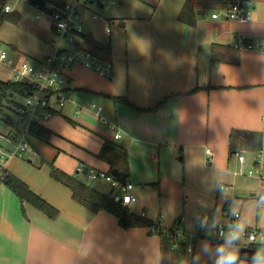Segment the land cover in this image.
Segmentation results:
<instances>
[{
	"label": "crops",
	"instance_id": "1",
	"mask_svg": "<svg viewBox=\"0 0 264 264\" xmlns=\"http://www.w3.org/2000/svg\"><path fill=\"white\" fill-rule=\"evenodd\" d=\"M99 1L86 5L84 28L108 46L113 79L73 66L69 101L40 123L51 131L48 142L32 143L36 156L7 157L4 169L58 213L49 218L0 184V264H164L170 248L163 237L147 227L124 229L106 210L91 212L50 176L48 164L53 161L63 172L110 195L114 190L106 182L85 174L89 167L110 171L96 156L105 141L127 152L134 195L129 211L143 213L161 228L185 217L180 226L186 234L179 244L188 236L207 239L210 246L218 243L209 225H197L198 217H218L229 209L239 213V220L238 207L248 203L241 200L247 192H252L256 214L262 211V227L255 226L257 215L247 227L264 230V190L258 193L240 178L248 176L241 173L247 162L255 163L247 155L256 156L257 150L263 154L264 149V49L232 45L238 34L264 41V0H250L252 18L244 24L211 17L223 8L221 0H195L192 25L179 19L185 0H117L114 16L97 14L95 9L105 6ZM92 12L96 19L90 17ZM108 21L117 25L111 35H118L103 43L96 32ZM54 39L45 41V54L37 59L50 53ZM12 48L7 64L0 63L9 70L4 81L10 80V67L22 60ZM213 51L222 61L211 66ZM118 97L129 104L114 99ZM88 102L100 105V113ZM101 117L116 124L118 138ZM236 153L244 155L243 162ZM222 184L230 188L220 189ZM84 242L87 256L81 250ZM259 244L264 241L241 242L240 247L255 250Z\"/></svg>",
	"mask_w": 264,
	"mask_h": 264
},
{
	"label": "built area",
	"instance_id": "2",
	"mask_svg": "<svg viewBox=\"0 0 264 264\" xmlns=\"http://www.w3.org/2000/svg\"><path fill=\"white\" fill-rule=\"evenodd\" d=\"M224 5L221 10L213 12L212 18H221L237 24H244L251 20V1L250 0H221ZM90 0H67L56 6L46 7L44 14L49 19L50 28L54 33V41L51 43V51L41 59L33 61L20 60L10 67V81L25 82L31 86V91L21 95L22 101L11 105L12 113L21 121L18 131L9 129L4 134L0 132V141L5 140L10 144V149H6L0 145V179L4 169V163L7 157L26 158L29 154L36 156L37 151L28 141V133L30 126L34 123L40 124L42 121L51 118L59 112L69 101L71 93L68 91V75L72 67L76 64L92 70L99 76L107 79H113V64L110 60L102 58L100 55L92 53L82 48L81 34H84L83 14L87 11L86 5ZM101 6L106 5L104 0L99 1ZM4 11L9 12L10 7L6 4ZM37 15L36 18H40ZM92 19L97 18V14L91 13ZM116 25L112 21H108L104 34L109 37ZM232 45L237 49H264V41L253 42L245 35L238 34ZM8 51L0 46V63L7 64ZM70 93V94H69ZM89 107L95 109L99 114L101 106L95 103H87ZM109 130L114 132V138H118V130L116 124L100 118ZM205 154H212L209 148L205 149ZM240 162L244 161V156L236 153ZM254 172L252 170H241L242 174L252 176L256 174L258 178L264 180L261 174L262 167V151H256V160L254 163ZM83 167L78 169L79 172ZM86 177L90 180L100 179L106 182L114 192L109 196L115 203L122 207H127L132 202L134 195L132 193L133 184L129 181L121 183L110 171L97 170L89 167L85 168ZM1 184V183H0ZM220 189L228 190L227 184L219 186ZM143 216V213H142ZM239 213L229 209L221 210L218 217L212 214L200 215L197 219V225H209L216 239L220 240L223 231L227 226L238 221ZM184 221V217H179L174 225L162 227L160 236L163 237L169 245L170 250L182 254L178 250L179 242L185 238L186 232L180 226ZM149 232L155 233L154 227H149ZM244 238L252 243L256 240L264 241V230L257 228H247ZM185 251L190 253L192 248L185 247Z\"/></svg>",
	"mask_w": 264,
	"mask_h": 264
},
{
	"label": "trees",
	"instance_id": "3",
	"mask_svg": "<svg viewBox=\"0 0 264 264\" xmlns=\"http://www.w3.org/2000/svg\"><path fill=\"white\" fill-rule=\"evenodd\" d=\"M6 1L7 0H0V27L4 22L8 21L17 23L19 19V14L17 12L4 11ZM211 1L216 2V0ZM45 2L47 3V0H45ZM194 2L195 0H185V4L179 13V19L190 25L194 24V10L197 8L193 6ZM221 3L223 6L224 3ZM56 5L59 4L57 3L53 6ZM39 8L44 10L46 9V5ZM81 38L82 48L107 59V45L95 41L90 33L81 34ZM220 61H222V58L213 51L210 60L211 66L217 65ZM29 91H31V86L25 82L0 80V123L6 125L9 129H14L16 131L19 130L21 121L12 113L11 102L14 104L16 103L13 100L14 95L21 96ZM114 99L129 104L128 100L125 98L118 97ZM50 134V130L41 124L34 123L30 126L28 141L31 144L34 141L47 143ZM96 156L109 165V170L116 168L119 171L124 172L128 177V157L127 152L123 147L114 142L105 141L101 147V150L98 152V154H96ZM48 165L50 167V176L54 180L68 187L71 191L72 198L79 204L89 209L91 212L95 213L99 210H106L116 216L118 224L124 229L132 227H154L156 232L150 233L160 235L161 227L159 226L158 222H154L142 216L131 213L127 207H122L120 204L115 203L108 194L102 193L90 187L89 185L55 167L53 161L49 162ZM0 183L8 187L22 203L27 202L31 204L49 218L56 217L58 213L57 209L51 206L40 196L32 192L25 183L8 173L6 170H4L2 173ZM260 197H264V193H262Z\"/></svg>",
	"mask_w": 264,
	"mask_h": 264
},
{
	"label": "rangeland",
	"instance_id": "4",
	"mask_svg": "<svg viewBox=\"0 0 264 264\" xmlns=\"http://www.w3.org/2000/svg\"><path fill=\"white\" fill-rule=\"evenodd\" d=\"M106 2V5L102 10L95 9V12L101 16H114L117 14V0H104ZM59 2V0H47V3L45 4L46 7H50L52 5H55ZM113 3V5H111ZM6 4L10 7V11L17 12L19 14V19L17 23L12 22H4L0 27V45L3 46L8 52H13V48L15 47L16 52L21 55L19 58L25 61H33L34 59L40 58L45 54V41H48V39L54 34L52 33L50 29V22L49 19L44 14V10L40 9L38 6L33 5L26 0H7ZM37 15H41L40 18H36ZM117 26V25H116ZM115 26V27H116ZM87 28L85 26L84 31L87 32ZM104 27H100L99 31H103L102 33L97 30V36L100 37V41L103 43L109 42L110 40L113 41V38L115 39V36L118 35V33H115L111 35V37H106L104 34ZM117 28H115L116 30ZM49 37V38H48ZM47 39V40H46ZM81 65H74V67H79ZM83 67V66H81ZM85 68V67H83ZM86 70H89L90 72H93L90 69L85 68ZM8 69L4 68L2 65H0V80H5L8 75ZM95 73V72H94ZM98 75L97 73H95ZM68 77L70 76V73L67 72ZM99 76V75H98ZM107 79V78H106ZM14 101H22V96L20 95H14L13 96ZM12 105L14 103L11 102ZM9 128L4 125L3 123H0V132L4 133L7 132ZM0 145L4 148H7V146L10 147V144L7 143L5 140L0 141ZM248 153H245V155ZM244 156V155H243ZM248 160H256V156L254 153H249ZM254 165L251 163L249 164L247 162L246 164V171L252 170L254 172ZM238 171V169H236ZM261 174L264 175V149L262 154V169ZM241 179L247 180V183L251 187H257L258 193H260L262 190H264V180L255 178V174L251 177L245 176L240 177ZM107 184V183H106ZM109 186V185H108ZM250 193L247 192L244 196L243 200H247L248 203L245 204L242 208L238 207V211L240 212V219L238 221H243L247 225H251L257 215V224L255 226L257 228H261V209H259L258 213L256 214V210L254 209V204L252 202V197L250 196ZM240 199V198H239ZM240 200V201H241ZM255 203V202H254ZM185 219V217H184ZM256 220V221H257ZM255 226L247 227V228H253ZM196 236V235H195ZM186 242L183 244L178 245V250L181 251L182 255H177L176 251H167L165 254V260L164 264H190V261L192 264H195V262L192 260V257L196 254V252L199 250L202 243L207 242V239H204L202 237H187ZM242 243H246L247 240L245 238L242 239ZM190 246L192 250L194 249L193 253H186L185 247ZM258 247H264L263 244L256 245V249ZM185 252V254H184ZM193 254V256H192ZM200 264H207L206 257H203L200 261Z\"/></svg>",
	"mask_w": 264,
	"mask_h": 264
},
{
	"label": "clouds",
	"instance_id": "5",
	"mask_svg": "<svg viewBox=\"0 0 264 264\" xmlns=\"http://www.w3.org/2000/svg\"><path fill=\"white\" fill-rule=\"evenodd\" d=\"M261 200L264 201V197H261ZM201 227L206 226L202 224ZM246 230L247 224L243 221L228 225L218 243L214 246H210L207 242L202 243L192 260L195 264H200L203 257H207L211 264H242L243 260H247L248 264H264V247H258L249 255H242L244 249L240 244ZM81 250L87 256L89 252L87 242L81 245Z\"/></svg>",
	"mask_w": 264,
	"mask_h": 264
},
{
	"label": "water",
	"instance_id": "6",
	"mask_svg": "<svg viewBox=\"0 0 264 264\" xmlns=\"http://www.w3.org/2000/svg\"><path fill=\"white\" fill-rule=\"evenodd\" d=\"M29 2L33 5L38 6V7H43L46 4L45 0H29ZM10 96H11V94H10ZM110 173L113 176H115L122 184L129 180V178L127 177V175L124 172L119 171L116 168L111 169ZM242 249H244V252L242 253V255H246L247 253L254 251L253 249L244 248V247ZM242 264H248L247 260H243Z\"/></svg>",
	"mask_w": 264,
	"mask_h": 264
}]
</instances>
